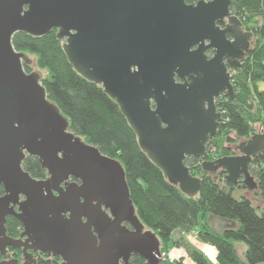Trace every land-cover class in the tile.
<instances>
[{"label": "water", "instance_id": "1", "mask_svg": "<svg viewBox=\"0 0 264 264\" xmlns=\"http://www.w3.org/2000/svg\"><path fill=\"white\" fill-rule=\"evenodd\" d=\"M231 4L0 0V254L23 248V264H37L31 252L59 257L62 264H120L133 254L146 264L165 260L159 237L137 215L122 163L71 131L39 70L26 71L32 60L15 49L14 36L57 30L70 63L117 102L144 153L171 183L196 197L201 179L185 160L208 157L224 121L216 100L224 92L234 99L233 73L254 38ZM209 49L215 51L211 59ZM237 148L240 155L205 160L201 167L224 170L227 181L254 190L250 165L264 153V132ZM28 157L38 159L45 179L24 169ZM10 216L23 226L21 239L8 235Z\"/></svg>", "mask_w": 264, "mask_h": 264}, {"label": "trees", "instance_id": "2", "mask_svg": "<svg viewBox=\"0 0 264 264\" xmlns=\"http://www.w3.org/2000/svg\"><path fill=\"white\" fill-rule=\"evenodd\" d=\"M185 1L194 4L200 0ZM231 11L254 38L240 68L233 73L234 99L218 102L224 121L207 146L208 157L185 160L191 173L201 179L196 197H189L171 183L144 153L117 102L70 63L57 30L44 37L17 33L13 38L15 49L32 60L31 65L25 64L26 71L32 72V65H37L49 99L69 120L71 131L122 163L137 215L159 237L162 252L184 248L195 264H264V153L255 156L250 165L262 207L246 196L236 198L234 193L246 187L227 181L224 170L208 172L201 167L205 160L238 156V145L256 133L257 125L264 128V0H232ZM24 169L36 179L47 177L37 158L28 157ZM3 194L0 187V196ZM211 216L231 221L233 227L218 232L210 226ZM20 226L18 219L8 217L9 236L19 234ZM195 231L201 242L216 248V262L183 236ZM239 243L246 246L244 259L236 249ZM162 264L186 263L184 258H167Z\"/></svg>", "mask_w": 264, "mask_h": 264}, {"label": "flooded vegetation", "instance_id": "3", "mask_svg": "<svg viewBox=\"0 0 264 264\" xmlns=\"http://www.w3.org/2000/svg\"><path fill=\"white\" fill-rule=\"evenodd\" d=\"M226 24H227V21L223 24H220V26L222 28H224L226 26ZM244 31L247 32L245 30V28H244ZM228 38L230 40H233V35L231 33H229ZM206 54H207L208 58L211 59L214 57L215 51H214V49H209ZM221 98H227L226 92L221 94L220 97L216 100V105H218V102L221 100ZM217 108H218V106H217ZM24 199L25 198H22L21 200L23 201ZM16 211H18V208H16ZM126 226L130 230L133 229L128 223L126 224ZM22 232H23V226L21 224V226L19 227V234L13 235L10 237H12L13 239H21ZM22 239L24 240L25 237ZM31 253L33 254L34 259L37 261V264H62L63 263V260L59 257H52V256H49V255L44 254L42 252H31ZM9 259H13V260L18 259L20 261L19 264H23V260H24L23 248L7 247L6 252L3 255L0 254V261L9 260ZM120 264H146V262L141 257L133 254L129 258L127 263H124L123 261H121Z\"/></svg>", "mask_w": 264, "mask_h": 264}, {"label": "crops", "instance_id": "4", "mask_svg": "<svg viewBox=\"0 0 264 264\" xmlns=\"http://www.w3.org/2000/svg\"><path fill=\"white\" fill-rule=\"evenodd\" d=\"M215 221V223H217L218 225L220 226H226L228 222L224 221V220H219L218 218H215V217H210L209 218V223H210V226L214 229L213 227V222ZM225 228H228V227H225ZM216 230V229H214ZM226 230V229H225ZM223 232V231H221ZM179 235V234H177ZM186 239H188L193 245H195L198 249H200L202 252H204L208 257L209 255L215 257H217V250L215 247L211 246V245H208V244H205L203 242H201L198 238L194 237L193 234L189 233V234H184L183 235ZM236 249H237V252L240 256L241 259H244V254L246 252V246L244 244H237L236 245ZM169 257L171 259V257H175V258H182L183 256H185V263L187 264L186 262V259L189 257L188 254L186 253L185 249L184 248H172L170 251H169ZM210 258V257H209ZM193 264V263H192Z\"/></svg>", "mask_w": 264, "mask_h": 264}, {"label": "rangeland", "instance_id": "5", "mask_svg": "<svg viewBox=\"0 0 264 264\" xmlns=\"http://www.w3.org/2000/svg\"><path fill=\"white\" fill-rule=\"evenodd\" d=\"M33 60H35V57L34 56H30ZM35 69H38L37 65L34 64L32 65V68H31V71L33 72ZM39 70V69H38ZM44 75L46 74L45 72H43ZM264 132V128L260 127V126H256V133H263ZM237 153L238 155H240V152L237 150ZM240 185V184H239ZM243 185V184H241ZM245 186V185H244ZM246 187V186H245ZM255 192H257L256 190H250L248 187L244 188V189H238L235 193H234V196L238 199H240L242 196H246L248 198H250L254 204L258 207H262L263 206V203L261 202L260 198L255 194ZM221 220V219H219ZM228 222L226 226H220L218 225L217 223H215V221L213 222V227L214 229H216V231L218 232H221V231H224L225 229H229V228H232L233 227V223L231 221H226ZM225 227H228V228H225ZM194 237L198 238V231H195L193 233ZM177 237H179V235H177ZM188 240V239H187ZM164 254V257L165 259L169 258V254L167 252L163 253ZM210 259L213 261V262H216V259L215 257L209 255ZM182 258L185 259V256H183ZM174 259H178V258H175V257H171V260H174ZM186 262L187 264H195L192 259L190 257H188L186 259Z\"/></svg>", "mask_w": 264, "mask_h": 264}]
</instances>
